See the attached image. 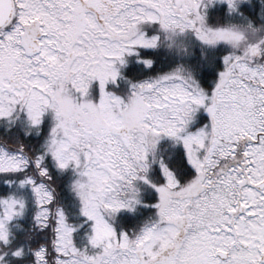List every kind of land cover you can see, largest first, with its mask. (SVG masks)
<instances>
[{
	"label": "snow or ice",
	"instance_id": "obj_1",
	"mask_svg": "<svg viewBox=\"0 0 264 264\" xmlns=\"http://www.w3.org/2000/svg\"><path fill=\"white\" fill-rule=\"evenodd\" d=\"M0 264H264V0H0Z\"/></svg>",
	"mask_w": 264,
	"mask_h": 264
}]
</instances>
